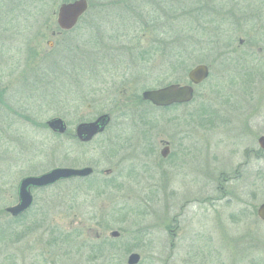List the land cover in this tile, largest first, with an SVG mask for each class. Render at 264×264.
I'll use <instances>...</instances> for the list:
<instances>
[{"label":"rangeland","instance_id":"rangeland-1","mask_svg":"<svg viewBox=\"0 0 264 264\" xmlns=\"http://www.w3.org/2000/svg\"><path fill=\"white\" fill-rule=\"evenodd\" d=\"M65 1L0 0V264H127L132 252L137 264H264V221L256 214L264 202L257 142L264 135V0L233 47L222 44L184 71L158 76V59L129 56L150 35L122 37L128 7L107 10L95 32L89 12L52 35ZM134 1L137 11L146 9ZM98 35L102 45L117 39L109 49L77 50ZM199 63L210 72L190 102L141 100L143 90L186 83ZM102 113L112 117L107 129L79 143L76 124ZM54 116L66 122L65 133L46 125ZM167 140L172 153L164 158ZM83 166L93 175L33 189L21 217L5 211L16 204L22 177Z\"/></svg>","mask_w":264,"mask_h":264},{"label":"trees","instance_id":"trees-1","mask_svg":"<svg viewBox=\"0 0 264 264\" xmlns=\"http://www.w3.org/2000/svg\"><path fill=\"white\" fill-rule=\"evenodd\" d=\"M141 5L146 9L137 11L138 4L134 0H95L89 3L85 15L91 12L96 16L87 23L88 27L98 29L97 19L108 14L107 10L119 6L128 7L131 14L127 18L130 20L122 25V37L133 42L138 40L139 32L145 30L150 37L146 46L124 50L129 52L132 60L154 63L158 59L159 64L155 70L157 76L159 73L173 75L184 71L192 58H200L205 51L218 50L222 44L224 47H233V41L238 35L235 32L243 31L239 27L244 28L247 23H252L253 16L261 13L263 7L260 0H142ZM79 21L87 20L83 16ZM136 25L138 27L135 29ZM101 38V35L97 36L98 43L85 38L86 45L82 48L78 46L77 50L83 53L99 46L109 49V42L117 39L110 36V40H104L102 45ZM123 54L125 56V52L121 51L116 56L121 57ZM79 66V60H72V69L78 71Z\"/></svg>","mask_w":264,"mask_h":264},{"label":"water","instance_id":"water-1","mask_svg":"<svg viewBox=\"0 0 264 264\" xmlns=\"http://www.w3.org/2000/svg\"><path fill=\"white\" fill-rule=\"evenodd\" d=\"M87 0H72L63 2L58 6L56 22L59 28L69 30L78 22L79 18L87 11ZM209 75V67L206 64L199 63L189 69L187 79L189 83L179 84L171 83L156 89H146L142 91L141 98L151 102L155 106H169L175 103H186L191 101L194 94V85L203 82ZM110 122V115L102 113L94 120L88 122H80L75 128V136L82 142H88L97 134L102 133ZM48 127L57 133L66 131V123L60 117H52L47 120ZM260 148H264V135L257 138ZM161 156L166 157L168 147H163ZM93 173L91 166L83 167H53L47 171L36 175H27L22 177L16 188L17 202L12 206H7L5 211L11 216L16 217L26 212L33 204L32 189H38L51 186L61 180L71 178H84ZM256 214L258 218L264 221V202H261ZM119 232L111 231V237H117ZM140 260V255L132 252L128 255L127 264H137Z\"/></svg>","mask_w":264,"mask_h":264},{"label":"flooded vegetation","instance_id":"flooded-vegetation-1","mask_svg":"<svg viewBox=\"0 0 264 264\" xmlns=\"http://www.w3.org/2000/svg\"><path fill=\"white\" fill-rule=\"evenodd\" d=\"M85 15V13L81 16V17H83ZM56 17H57V13H56ZM80 17V18H81ZM56 24H57V22H56ZM57 27H58V31L57 32H54V33H52V35H58V34H60V33H67L68 31H71L72 29H69V30H64V29H61V28H59V26H58V24H57ZM64 60V59H63ZM63 60H60L59 62H57L56 64H58V63H62V61ZM179 105V104H178ZM170 107V106H169ZM111 119H112V117H111V115H110V122H111ZM163 147H168V153H167V156L165 157V158H167V157H169L170 156V154L172 153V149H171V144H170V142L167 140V141H164V146ZM263 150H264V148H262ZM94 173V172H93ZM93 173L92 174H90L89 175V177L90 176H92L93 175ZM107 174H109L108 172H106ZM23 214H21V215H19V216H17V217H21ZM95 248L96 249H100L98 246H95Z\"/></svg>","mask_w":264,"mask_h":264}]
</instances>
